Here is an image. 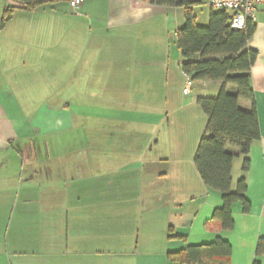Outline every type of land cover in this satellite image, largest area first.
<instances>
[{"label":"crops","instance_id":"obj_1","mask_svg":"<svg viewBox=\"0 0 264 264\" xmlns=\"http://www.w3.org/2000/svg\"><path fill=\"white\" fill-rule=\"evenodd\" d=\"M85 1L75 14L77 19L84 17L88 25L83 30L72 29L77 44L71 48L70 60L65 61L63 29L49 20L53 27L48 26L47 20H40L35 26L32 19L38 7L33 11L17 8L4 21L5 9L20 5L16 0H0V264H170L168 253L209 244L218 238L231 245L230 264H252L257 242L264 237V5L258 10L257 27L247 45L258 53L251 77L261 139L250 148L247 172L242 170L243 157L235 158L240 163L234 160L232 167L233 183L242 176L246 178L250 210L243 212L241 204H235L234 227L224 230L219 221L212 219L214 211L222 206L220 193L211 189L190 164H179L173 173L179 184L176 189L164 186L163 175L169 178L168 173L171 176L173 171V155L160 154L161 150L152 153L154 149L166 148L173 136H167L168 142L161 146V139L166 137L158 135L161 124L142 119L139 123L77 126L67 117L73 108L87 118L110 115L115 109L109 107L110 102L105 101L103 110L96 112L95 99L127 98L129 93L144 96L136 113L153 115L148 109H157L154 102L160 95L159 68L163 61L160 43L165 39L168 23H179L184 9L143 0H108L106 12L84 14ZM207 4L210 11L214 10L210 0ZM57 15L48 16L52 21L59 18ZM34 31L39 38L33 43ZM177 69L175 75L179 73L185 79L184 89L186 77L180 63ZM172 72L169 68L166 81ZM17 77L39 82L40 92L47 90L51 97L58 98L67 88L68 98L74 101L67 107L46 104L30 122L16 118L10 107L21 87L22 81H17ZM198 82L201 89L215 87V92L222 87V82ZM22 91L25 96L29 94L26 85ZM191 93V90L183 92L187 105L175 107L171 112L172 115L184 112L182 124L172 122L186 132L183 137L187 140L178 146L184 153L192 152L199 144L202 129L196 122L203 119L207 124V116L197 102L206 95L193 98ZM239 105L244 110L251 108L246 100ZM20 114H25L22 107ZM72 128L84 131L85 138L66 154L59 150L63 147L60 140L43 142L47 149L55 148L54 155L27 157L13 151L14 145L29 136L27 130H35L41 136ZM31 143L35 148L36 143ZM112 147L118 149L119 155L106 153ZM131 152L134 154L130 155ZM129 171L139 180L131 190L142 200L135 209L126 205L125 198L118 202L110 199L116 194L119 198L126 197L127 187L96 186L97 179L103 182L113 174L125 179ZM33 178L39 179V186H31ZM16 198L22 200L20 208L15 206L9 216ZM35 210L38 221L32 218ZM136 212L141 216L137 239ZM169 235L184 238L170 239Z\"/></svg>","mask_w":264,"mask_h":264},{"label":"trees","instance_id":"obj_2","mask_svg":"<svg viewBox=\"0 0 264 264\" xmlns=\"http://www.w3.org/2000/svg\"><path fill=\"white\" fill-rule=\"evenodd\" d=\"M20 6L7 7L4 21H8L17 8L33 11L40 5L69 0H16ZM84 1V0H82ZM158 6L184 9V25L177 29L176 40L181 51L180 67L193 81L222 82L216 97L197 99L207 116L206 131L201 137L194 162L203 181L220 193L222 206L212 219L222 229L234 227L233 207L240 203L243 212L250 210L245 176L233 183L232 167L235 158L243 157L242 170L250 168L249 152L252 144L261 139L255 91L251 68L258 53L248 48V41L256 30V23L247 20L245 27L234 29L231 15L225 10H211L206 25L197 22L194 9L203 0H143ZM214 9V8H213ZM228 86L231 87L228 90ZM241 100L251 108L240 107ZM181 239L184 236H171ZM231 245L218 238L215 242L191 245L186 250L168 253L170 264H230ZM264 257V237L259 238L252 264H261Z\"/></svg>","mask_w":264,"mask_h":264},{"label":"rangeland","instance_id":"obj_3","mask_svg":"<svg viewBox=\"0 0 264 264\" xmlns=\"http://www.w3.org/2000/svg\"><path fill=\"white\" fill-rule=\"evenodd\" d=\"M208 0H203V4L201 6H198L194 9L195 14H197V22L201 25H206L209 21V17H208V13L210 11V7L207 4ZM86 6H87V10L84 9V14H87L89 12L94 13L97 12L98 14H101L103 12H106L108 9V0H86ZM81 6V5H80ZM214 10H217L216 8H214ZM76 11L77 9H74L72 7H70L68 2L65 1H59V2H55V3H47L44 5H40L38 7L37 10V15L35 17V19H32L33 23H35L34 25L37 26L38 25V21L40 20H47L48 26L53 27L51 23H53L54 25L58 26V29H63V45H64V54H65V61L66 58L68 60H70V51L71 48L74 46V44H77V41H75L73 39V36L71 35L72 33V29L76 28V29H85L87 28L88 25V21H86L85 19H83L84 17H79V19H77L78 17L76 16ZM51 14H58L57 16L59 18H53V20L51 21L50 17L48 15ZM96 14V13H95ZM46 15V16H45ZM206 17H208V19L206 20ZM182 18V16H181ZM179 23H177L176 25H173V22L169 25H167V31L165 36L164 41H162L160 43V55H161V59L163 58L162 61V65L159 68V76H160V95L158 98H155V106L157 107V109L154 108V110H150L148 109L149 112H153V115H146L145 113H136V111L138 109H140L138 103H142L144 100V96L142 94H133V93H129L127 95V98H113L112 100H105V99H101V98H97L95 99V106H96V112H100L103 110V107L106 106L105 101L106 102H110V108H115L113 109L110 113L112 114H106V115H95V116H90L87 118V116H80L78 115V111L77 109L73 108L70 109V116L69 117V122H71L72 124V119L74 121V125H91V124H102L104 122H113V123H139L141 122L140 120H149L152 121L153 123H159L161 124L160 129L158 131V135L165 137V140L161 139V146H165V143L168 142L169 139H167V136L171 137L173 136L172 139V143H167L166 148L164 149H154L152 154H156L158 150H161L162 152L160 154H164L166 156L170 155L172 156V163H171V167H173V171L170 174L168 173V166L167 167V172L169 175V178L167 177V174L163 175L166 176V180L163 182V184H165L164 186L169 189L171 188H175L179 186L178 184V179H173V173L177 171V166L179 164H190L192 168H194V170H197V167L195 165L194 162V157L196 155V151H197V147L198 144L196 145V147L194 148V150H190V152H186L184 153L181 148L178 146L182 145L186 140L187 137H183V135H185L184 133H186L185 131H182L181 128L174 126V124H172V122L175 123V125L178 124H182V114L184 113L183 111H181L180 113L176 114V115H172L171 112L175 107H179V106H186L187 102L185 101V97L183 96V87L185 84V79L181 78L179 76V73L175 75V71L178 70L177 68H179V63L181 61V51L177 45V40H176V31L178 28L182 27L184 25V16L181 19ZM50 22H49V21ZM93 26L95 27L96 25L93 23ZM96 28V27H95ZM49 38V35H46ZM45 38V36H42V38ZM39 38V33L37 32H33V36H32V41L33 43L35 42V40H38ZM46 42V41H45ZM41 43H43V40H41ZM69 55V56H67ZM66 66V65H65ZM169 68H171L172 71V75H169V79L168 81H166L167 78V71L169 70ZM20 77H17V81ZM21 82V87L20 90H17V97L14 100V104L10 107L14 110L15 114L14 116L16 118H23L26 119L27 122H30L32 118H34V114L39 111V109L42 106H55L56 104H62L65 105L67 107V104L71 105V103L74 101L71 98H68L69 96H67V94L70 93H66L68 91V89L66 88V92L65 93H60L58 94V98H56L55 96L51 97L47 91V93H45L44 91L40 92V84L39 82H35L34 80H22L19 79ZM23 85V86H22ZM24 85H26V88L29 90V94H26L25 96V92L22 91L24 90ZM15 87H17L15 85ZM215 87H210L208 90L206 89H201V83H199L198 81H194L193 87L191 89L192 93H191V97L195 98L197 97V95H208L211 97H216L218 95V92H215L214 90ZM174 89V92L172 94V90ZM60 97V98H59ZM146 97V94H145ZM82 101V100H81ZM23 108V110L25 111V114H20L21 111V107ZM200 106V105H199ZM118 108V109H116ZM200 108V107H199ZM12 109H10V114L13 113ZM201 109V108H200ZM122 111L121 113L119 111ZM185 111L189 112V108H185ZM202 111V109H201ZM72 113L74 114L72 116ZM177 116V119L176 117ZM179 117H181V119H178ZM198 122V123H197ZM196 124H200V128L202 130L201 131V135L203 136L205 131H206V122L205 120L202 119V121H197ZM66 124V123H65ZM169 125H171L169 127ZM173 125V127H172ZM172 129V130H170ZM203 131V132H202ZM25 133H29V136L26 137V140H24V142L18 143L16 145H14L13 147V151L14 153H18L21 154L23 156H29V155H37V156H46L48 154L54 155L55 152V148L51 147V148H46V146H42L43 142H45V140H60L63 142V147L59 148V150L62 152V154H66L65 152L67 151H71L73 148L76 149L77 146H75L76 144H79V142L83 141V139L85 138V133L84 131H77V129H65V130H61V131H57V132H49L47 134H42L40 136V134H35V130H32L29 132V130L25 131ZM201 136V137H202ZM201 139V138H200ZM36 143V147H31L33 142ZM200 141V140H198ZM199 143V142H197ZM173 146H172V145ZM168 147H171L170 149H168ZM150 149V148H149ZM108 152H106L109 156H116L119 155L120 152H118L117 148L112 147L107 148ZM171 153V154H170ZM123 154V153H122ZM134 152H131L130 155H133ZM129 155V154H128ZM181 157V158H180ZM235 163H240L239 159L235 160ZM130 170V169H129ZM198 171V170H197ZM162 176V177H163ZM119 175H112L110 178H106L105 181L102 182V179H97V183L96 186L98 187L100 186H106V187H111V188H125L127 187V190H129L128 195L126 197H121L119 198V195H113L110 197V199H114V202H118L120 200H123L125 198L124 201H126V205L129 207H133L134 209L139 207L142 203V200H138L136 198V193L132 192L131 190L135 189V185L137 184V182H139L138 179L135 178V176H132V174H130V171L127 175V178L123 179V178H119ZM17 184L19 182V179L16 181ZM175 182V185H174ZM161 183V182H160ZM40 181L37 178H33L32 179V184L31 186L33 187H37L39 186ZM192 184L195 185V180L192 179ZM20 189V188H19ZM18 198V196H17ZM16 198V201L14 203H12L11 207H10V211L8 213V215L12 216L13 214V209L15 208V206L19 207L20 206V202L18 199ZM145 200L147 201L146 195H145ZM19 202V203H17ZM154 204V203H153ZM152 205V204H151ZM20 208V207H19ZM19 208L17 209L16 214H18ZM36 212L32 213V218L33 220L38 221L39 220V216L37 214L38 210H35ZM129 212H131V210H129ZM136 228H135V233L137 230V235L135 236L136 239L138 238V223L141 222V216L139 213L136 212ZM17 218V215H16ZM144 220H146V214L143 217ZM142 230H143V226H142ZM131 233V232H129Z\"/></svg>","mask_w":264,"mask_h":264},{"label":"built area","instance_id":"obj_4","mask_svg":"<svg viewBox=\"0 0 264 264\" xmlns=\"http://www.w3.org/2000/svg\"><path fill=\"white\" fill-rule=\"evenodd\" d=\"M82 2V0H69V5L74 9H78ZM263 5L264 0H210L212 8L225 10L230 13V25L234 29L244 28L247 20L255 21L258 10ZM185 77L186 85L183 92L187 94L191 90L193 80L186 74Z\"/></svg>","mask_w":264,"mask_h":264}]
</instances>
